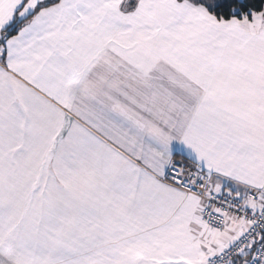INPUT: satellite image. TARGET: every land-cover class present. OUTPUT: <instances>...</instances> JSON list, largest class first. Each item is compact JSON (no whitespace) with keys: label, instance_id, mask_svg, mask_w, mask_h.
Masks as SVG:
<instances>
[{"label":"snow or ice","instance_id":"6c2138e0","mask_svg":"<svg viewBox=\"0 0 264 264\" xmlns=\"http://www.w3.org/2000/svg\"><path fill=\"white\" fill-rule=\"evenodd\" d=\"M0 264H264V0H0Z\"/></svg>","mask_w":264,"mask_h":264}]
</instances>
